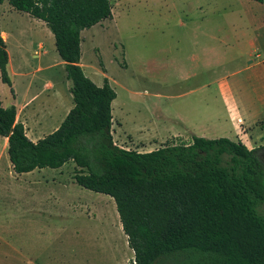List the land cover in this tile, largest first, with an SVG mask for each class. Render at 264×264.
Masks as SVG:
<instances>
[{
	"label": "rangeland",
	"instance_id": "374dc122",
	"mask_svg": "<svg viewBox=\"0 0 264 264\" xmlns=\"http://www.w3.org/2000/svg\"><path fill=\"white\" fill-rule=\"evenodd\" d=\"M206 2L112 0V16L82 32L86 76L98 86L108 78L117 93L118 146L149 152L189 143L194 134L236 140L238 128L249 130L245 122L264 118V0ZM0 25L16 80L13 97L0 72V99L17 107V122L32 139L40 130L49 135L72 108L55 37L8 0L0 4ZM190 69L200 76L186 78ZM220 75L232 86L238 124L214 84ZM257 125L264 132V119ZM4 141L0 136V264H135L112 197L79 186L73 162L37 172L42 182L30 187L13 173ZM157 204L172 226L198 206L192 200Z\"/></svg>",
	"mask_w": 264,
	"mask_h": 264
},
{
	"label": "trees",
	"instance_id": "16d2710c",
	"mask_svg": "<svg viewBox=\"0 0 264 264\" xmlns=\"http://www.w3.org/2000/svg\"><path fill=\"white\" fill-rule=\"evenodd\" d=\"M8 1L54 35L74 101L60 127L33 142L17 122V108L0 99V136L8 139L14 171L75 163L79 186L116 201L135 264H264V147L197 136L146 153L118 146L112 132L117 93L108 78L98 86L81 66L82 32L112 16V0ZM9 55L0 25L1 79L14 95ZM178 200L198 206L172 226L157 201Z\"/></svg>",
	"mask_w": 264,
	"mask_h": 264
},
{
	"label": "crops",
	"instance_id": "0c3cea01",
	"mask_svg": "<svg viewBox=\"0 0 264 264\" xmlns=\"http://www.w3.org/2000/svg\"><path fill=\"white\" fill-rule=\"evenodd\" d=\"M207 5H211V4H215L216 6H220L222 7L221 5V0H207ZM3 34H5L3 31H2ZM9 53V52H8ZM9 60H10V55H9ZM64 62V61H63ZM64 65H65V62H64ZM82 66V65H81ZM11 67V60H10V63H9V68ZM66 70V69H65ZM205 72V71H203ZM67 73V72H66ZM186 78H188L189 80H191L192 78H196L198 76H200L198 74V72L196 70H189L186 74ZM14 77V76H13ZM68 79V78H67ZM12 80V84H13V90H14V95H12L13 97L15 96V90H16V83L15 81L16 80ZM213 82H209V84H204L205 87L207 86H210L212 85ZM68 84H69V95H70V99H71V107L73 108L74 107V101L73 100V96L70 92V87H71V82L68 80ZM218 87V91L220 93V96L221 98L225 100L226 102V107H227V110L230 114V116L232 117V119L234 121H236V115L239 114V106L236 105V103L232 102L233 100H231V97L233 95V89H232V86L230 83L227 82L226 86H224V79L223 77L220 75L219 76V79L218 80H215V83ZM15 86V87H14ZM58 87V86H57ZM56 86H54V89L56 88L57 92L58 91H61L62 88L61 86L57 88ZM3 103V102H2ZM4 106V105H3ZM15 106V105H13ZM16 107V106H15ZM7 108V107H6ZM17 108V107H16ZM71 108V109H72ZM113 108V107H112ZM71 111V110H70ZM69 114V113H68ZM242 119V118H241ZM263 118V116H257L255 118H252V119H249L248 122H245V125L248 126L247 128H249L248 131L244 130V127L242 125L241 128H238L237 129V137H236V140H233V141H241L242 143H244L249 149H256V148H259V147H264V132L261 130L259 131V129H263L261 128L260 126H258V122L261 121ZM113 120H114V117H113ZM242 121H244L242 119ZM236 123L238 124V122L236 121ZM25 126V125H24ZM26 128V127H25ZM58 129V128H57ZM43 132L44 130H40L38 133H37V137L36 139H32L29 134L27 133V128H26V133H27V136L30 138L31 141L33 142H38L39 140L45 138L46 136L43 135ZM112 132H113V127H112ZM53 133V132H52ZM50 133V134H52ZM49 134V135H50ZM194 136H197L196 134H194ZM197 137H201V136H197ZM4 138V137H3ZM191 138V137H190ZM203 138H207V137H203ZM187 140L189 141V138H187ZM192 141V138L190 139ZM191 141L189 143H191ZM189 143H185V144H189ZM173 145H179V144H173ZM3 148L4 150H6L8 152V139L5 138V141H4V144H3ZM125 149V148H124ZM159 149V148H158ZM127 150H130V149H127ZM147 152V151H146ZM146 152H141V153H146ZM151 152V151H149ZM11 163V162H10ZM12 165V164H11ZM13 167V166H12ZM45 169H36L34 170L33 172H30V173H25V174H17L14 169H13V173L16 174L18 176V178H20L22 181L26 182L30 187H33V186H36V185H40L41 182H42V178L41 177H38L36 178L35 175L37 172L39 173H42ZM45 180V179H44Z\"/></svg>",
	"mask_w": 264,
	"mask_h": 264
},
{
	"label": "bare ground",
	"instance_id": "6f19581e",
	"mask_svg": "<svg viewBox=\"0 0 264 264\" xmlns=\"http://www.w3.org/2000/svg\"><path fill=\"white\" fill-rule=\"evenodd\" d=\"M3 37H4L5 40L7 39V35H6V34H3ZM4 139H5V138H4Z\"/></svg>",
	"mask_w": 264,
	"mask_h": 264
},
{
	"label": "built area",
	"instance_id": "2783aa9c",
	"mask_svg": "<svg viewBox=\"0 0 264 264\" xmlns=\"http://www.w3.org/2000/svg\"><path fill=\"white\" fill-rule=\"evenodd\" d=\"M241 122V121H240Z\"/></svg>",
	"mask_w": 264,
	"mask_h": 264
}]
</instances>
